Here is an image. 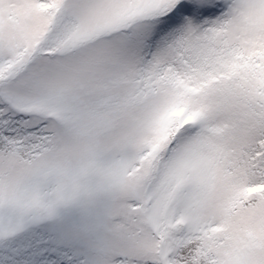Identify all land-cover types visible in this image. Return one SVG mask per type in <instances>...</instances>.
Instances as JSON below:
<instances>
[{
  "label": "snow or ice",
  "instance_id": "6c2138e0",
  "mask_svg": "<svg viewBox=\"0 0 264 264\" xmlns=\"http://www.w3.org/2000/svg\"><path fill=\"white\" fill-rule=\"evenodd\" d=\"M0 264H264V0H0Z\"/></svg>",
  "mask_w": 264,
  "mask_h": 264
}]
</instances>
